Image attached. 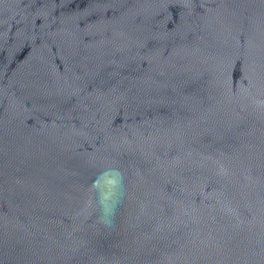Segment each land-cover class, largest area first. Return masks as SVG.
<instances>
[{
	"label": "water",
	"instance_id": "1",
	"mask_svg": "<svg viewBox=\"0 0 264 264\" xmlns=\"http://www.w3.org/2000/svg\"><path fill=\"white\" fill-rule=\"evenodd\" d=\"M0 264H264V0H0Z\"/></svg>",
	"mask_w": 264,
	"mask_h": 264
}]
</instances>
